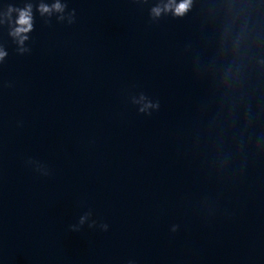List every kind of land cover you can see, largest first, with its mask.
<instances>
[{
  "label": "clouds",
  "instance_id": "1",
  "mask_svg": "<svg viewBox=\"0 0 264 264\" xmlns=\"http://www.w3.org/2000/svg\"><path fill=\"white\" fill-rule=\"evenodd\" d=\"M192 0H180L179 3H176L175 0H169L167 4L161 7H155L152 9V14L154 16H160L162 12H169L171 11L175 16H183L191 7ZM64 9V6L60 3H55L52 5L51 8L45 5L40 6V12L43 13H50L51 11L55 10L57 12H62ZM11 12L12 9H9ZM19 15L18 19L16 20V27L14 30L10 33L13 37L18 38V43L21 45L23 42L27 39V33L32 30V15H31V6H27L23 10H18ZM21 51H25V49H21ZM6 56V52L3 50H0V60H3V58ZM158 107V105H156ZM143 111V109H141Z\"/></svg>",
  "mask_w": 264,
  "mask_h": 264
}]
</instances>
